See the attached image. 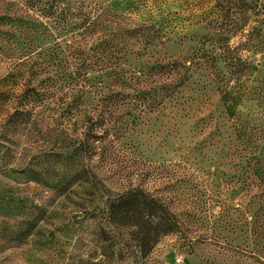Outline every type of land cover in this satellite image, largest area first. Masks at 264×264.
<instances>
[{"label":"rangeland","instance_id":"1","mask_svg":"<svg viewBox=\"0 0 264 264\" xmlns=\"http://www.w3.org/2000/svg\"><path fill=\"white\" fill-rule=\"evenodd\" d=\"M255 4L226 21L219 0H0L5 35L20 38L19 25L39 19L66 37L88 18L116 14L164 37L145 58H129L133 71L157 61L188 68L176 101L130 132V145L95 183L62 192L54 184L63 169L43 153L63 141L67 123L33 94L25 68L0 61V264H264V231L261 240L249 197L232 189L249 137L264 147V0ZM213 50L229 58L218 64L225 105L214 73L197 60ZM32 109L37 117L13 125ZM131 189L160 199L168 213L118 206ZM164 226L172 232L161 234Z\"/></svg>","mask_w":264,"mask_h":264},{"label":"trees","instance_id":"2","mask_svg":"<svg viewBox=\"0 0 264 264\" xmlns=\"http://www.w3.org/2000/svg\"><path fill=\"white\" fill-rule=\"evenodd\" d=\"M219 1L227 3L223 8L226 21L233 14L254 9L258 3V0ZM113 17L112 21L101 15L88 18L76 29L77 32L66 37L52 35L48 25L39 19L19 25L25 32L20 38L14 33L5 35L0 32V61L25 68L33 94L46 106L53 105L52 112L60 114L67 123L63 141L56 142L49 152L43 153L45 162L49 160L52 166L63 169L62 177L54 184L62 192H68L76 183H95L97 170L117 158L116 152L124 145H130L127 141L130 132L150 115L165 111L171 102L176 101L188 80V68L178 62L157 61L133 71L128 65L129 58H145L148 51L162 44L164 37L154 25H130L123 17L116 14ZM225 22L221 23L220 29L227 31L234 21L227 25ZM219 42L212 44L213 49H222L216 46ZM225 54V50L219 54L213 50L197 59L198 62L204 61L207 70L214 73L223 105L227 102L228 92L218 64L229 59ZM231 66L237 76L243 64L237 59ZM35 111L21 110L13 125L26 124V120L37 117ZM254 136H250L248 145L238 152L245 164L232 189L249 197L246 209L257 218L258 237L262 240L264 147L257 144L260 139L257 136L254 139ZM118 201V206L130 210L143 205L152 212L159 208L162 213H168L160 199L139 189L125 191ZM109 208L112 214L115 213L116 203L109 202ZM171 232L168 226L160 231L163 235Z\"/></svg>","mask_w":264,"mask_h":264}]
</instances>
